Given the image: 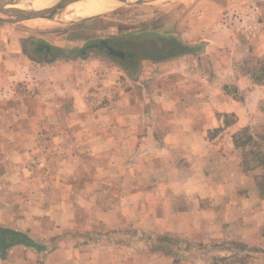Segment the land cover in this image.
Instances as JSON below:
<instances>
[{
    "label": "rangeland",
    "instance_id": "rangeland-1",
    "mask_svg": "<svg viewBox=\"0 0 264 264\" xmlns=\"http://www.w3.org/2000/svg\"><path fill=\"white\" fill-rule=\"evenodd\" d=\"M227 4L228 0H157L139 5H119L112 11L85 20L34 19L19 22L25 26L20 31L31 30L40 37L39 41L32 45L22 44L24 52L40 61L54 58L65 61L68 75H75L74 73L79 71L77 69H81L82 73L84 70H90L91 74L89 79L81 74L85 80L76 81L77 85L82 84L83 87L81 103L85 110L80 113L73 111L75 102L72 95L70 97L72 89H69L67 98L60 106V109L63 107L66 110L55 111L56 115L61 114V118L55 117L57 124L48 125L43 118V112L38 116L36 109L28 110L25 105L27 97L20 96L30 93L41 96L44 91L38 81L37 85L34 83L28 87L25 81L20 80L17 86L14 84L0 89V105L2 108L8 107L5 109L8 113L0 111L1 118L5 119L7 114L23 123L30 120L37 122L34 133L28 134L34 143L22 145V149L26 151L29 148V158L24 161L21 174L23 180H31V184L29 191L24 187V191L15 192H19L15 197L24 198L30 205L24 210L20 209L18 217L20 221L25 220L26 216L35 218L37 222L41 219L47 221L48 228H42V232L50 230L51 244L59 245L64 235H69L72 239H67L66 247L83 250L82 259L76 260L77 264H264V231L257 233L259 239L252 240L250 235H254V228L250 222L237 228L233 223L224 224L221 216L209 210V202L213 200V203H217V199L222 195L215 187L220 177L217 172L210 176V172L204 170L205 161L200 168L201 161L197 155L189 160L188 169H184L185 161L180 163L179 170L184 174L179 171V183L182 186L178 187V191L172 192L169 187L167 190L160 189L162 185L169 186L168 177H163V181L159 177L155 178V165L163 166L168 162L170 152L182 154L187 151V147L194 151L195 148H200L201 144H147L145 151L139 154L137 146L128 143V139L125 143L116 144L114 154L101 152L98 156L92 154L91 150L98 152L97 149L105 148L103 145H84L78 141L79 136L80 139L96 136L97 142L101 136H113L112 133L106 132V128L96 134L92 121L98 106L105 109L112 105L111 102L102 103L109 93L105 89L112 87L115 94L111 92L110 98L113 97L114 102L124 96V91L130 90V94L124 96L127 98V107L120 105L121 110L116 112L119 117L131 114L137 119V111L132 114L127 112V109L137 107L140 101H143L153 119L157 115L163 116L165 108L162 103L170 102L169 96H165L166 100L162 102L158 99L159 95L154 94L164 84L166 88L173 90V98L179 97L184 103L185 98H194L186 102L189 105L195 102L196 106L202 100H208L212 108V118L216 121H220L222 117L218 112L219 108L227 107V110H231L225 117L227 128H214L207 134L210 138L221 136L223 141H226L219 144L218 139L210 144L204 143L203 150L211 151L208 154L211 155V166L216 167L215 151H218L221 145L227 149L235 147L242 157V164L247 166L244 167L243 178L246 183L257 186L261 197L264 198V58L233 65L243 74L253 76L251 78L248 75L250 79L243 80L242 85L240 78L233 75L235 69H229L226 79L220 80L216 77L210 81H203L197 75L193 80L191 74L187 73V59L190 57L196 59L193 57L202 54L206 57L205 62L213 59L215 62L206 64L210 67L212 76L218 71L219 63L216 60H221L217 48H206V41L211 40L209 28L208 31L196 32L194 38L187 35L193 34L192 31L186 33L188 15L196 13L189 18L193 29H196L194 31L201 27L216 26ZM194 8L197 10L194 11ZM228 10H231L228 17L229 27L233 29L236 24L239 26L244 23L239 16L240 7L235 6ZM0 18L8 19L1 13ZM212 41H218V37ZM5 42H8L7 39ZM11 42L13 43V39ZM226 51L228 54V50ZM70 58L74 60L71 61ZM152 66L157 69L151 72L153 74L148 72V77L140 81L139 76L133 79L130 75V71L134 72L138 67L140 75L145 69L146 72L149 71ZM221 67L225 65L221 64ZM21 71L24 75H28V71L31 72L27 69ZM34 72L40 74L42 70L37 68ZM155 72L159 75L157 78ZM162 72L166 75L165 79L161 80L159 77L163 76ZM190 78L192 82H189ZM175 81H179L178 86H183L185 90L187 85L194 83L191 88L195 90L191 93L189 88L186 90L187 94L181 91L180 87H173L176 85ZM256 86L259 87L258 90ZM68 88H72L69 82ZM206 88L210 94H201L206 92ZM254 89L258 94L249 96ZM197 91L199 93H196ZM47 92L50 93L49 89ZM178 94L180 96H174ZM234 102L240 105L241 110L235 108ZM17 103L23 108L21 114L13 110L18 108ZM12 104L15 105L14 108ZM150 114L148 116H151ZM126 117L129 118L128 115ZM104 120L107 121L106 118ZM241 120L246 125L237 127L236 123L239 125ZM250 121L253 124H250ZM101 122L103 120L100 119V124ZM154 123L160 129L158 125L163 122L160 120ZM126 134L128 132L121 135ZM234 139L241 143L248 139L249 141L244 147H236ZM94 162L98 163V170L91 165ZM103 164L106 168L107 165H114L112 176L103 174L106 171ZM188 171L189 175H186ZM5 172H9L8 169ZM94 175L96 178L93 179L98 180V190L96 184L93 183V188L90 186V178ZM238 177L233 171L223 179L229 187H233ZM13 178L11 175L6 176L5 183L13 184ZM207 179L215 180L216 184L210 186L213 189L197 190L195 194L199 195L195 200L191 199L194 194L191 192L192 187L199 189L201 186H209L211 183ZM155 180L159 183V197L162 200L155 202V193L150 199L144 196L142 198L140 189L145 184H154ZM241 190L236 194H227L226 197L240 199L241 195L244 200L248 191ZM9 209H6L7 214H11ZM218 210L221 212V209ZM20 227H24V224L21 223ZM38 227L36 234L40 233L41 225ZM238 235L247 236L242 239ZM61 247H64V242ZM256 253L260 258L258 260ZM77 257H81L79 253L72 258L74 260Z\"/></svg>",
    "mask_w": 264,
    "mask_h": 264
},
{
    "label": "crops",
    "instance_id": "crops-1",
    "mask_svg": "<svg viewBox=\"0 0 264 264\" xmlns=\"http://www.w3.org/2000/svg\"><path fill=\"white\" fill-rule=\"evenodd\" d=\"M235 6L240 7L241 11L239 16L241 19H243L244 23L239 26L236 24V27H233L232 29L228 24V17L230 16L229 11H231L228 9H232ZM196 10L197 9L194 8V11ZM195 14L196 13L189 14L187 17L189 23L186 24V33L188 31L193 32L192 35H187L194 38L196 32L209 30L211 40L206 41V48L208 50H210L212 47L217 48L218 53H220L219 57H221V60H216V62L219 63L218 71L214 73V76H212L210 73V67L208 65L212 64V62H215L213 59L210 58L207 62H205L206 57H204L202 54L196 55L197 57H193L196 59H191L190 57V59H187L189 61L187 73L191 74L193 80L197 75L203 81H210L211 78L216 77L220 80L226 79L228 78L227 74L229 69H235L233 75L235 78H240V84L242 85L243 80L250 79L249 76L251 77V75L248 74V76L243 74L233 67V65L251 63L255 62L254 59L264 58V0H228L227 6L220 14L217 25L204 28L201 27L197 31H194L196 29H193L189 19ZM198 14H200V12ZM24 27L25 26L21 25L20 23L16 24L0 21V49L2 48V50H0V89L12 86L14 84L17 86V84L20 83V80L21 82L25 81L28 87L34 83L37 85L38 81V85L44 91V93L42 92L41 96H35L34 93L27 94L28 96H23L24 94H21L20 96L27 97L25 105L28 107V110L35 111L36 109V114L38 116H40V112L44 113L43 118L48 122V125L50 123H58L55 120V117L61 118V114L58 113L56 115L55 111L60 112L62 109L63 112L66 110L63 107L60 109V106L62 103H64L65 98H67L69 89H72L70 90V97L72 95V99L75 102L74 106H72L74 109L73 111L80 113L81 110H85L81 103V99H83L81 94L83 87H81L82 84L77 85L76 81L79 80V82H81L82 80H85V78H82L83 75L81 76V74H84L86 78L89 79L91 77L90 70H84L85 72L82 73L81 69H77L79 71H76L74 73L75 75H68V71L66 69L67 63L65 61L56 58L42 61L36 60L30 54L24 52V49L21 45H24V43L32 45V43L39 41L40 37L35 35V32L31 30L20 31V29ZM207 28L209 29L207 30ZM216 37H218V41H212V39ZM5 39H7L8 42H5ZM11 39H13V43L11 42ZM243 49H246V51ZM226 50H228L229 55L227 54ZM58 52L61 54V50ZM70 59L71 61L74 60V58ZM201 63L203 64L202 66ZM221 64H224L225 67H221ZM228 64L229 66L226 67ZM37 68L41 69L42 73H35L34 70ZM21 69L31 70V72L29 73L28 71V75H24ZM156 69L155 66H152L149 71L146 72L145 70L147 69L142 71V73L138 75L139 81L143 78H147L149 75L148 72L151 73ZM162 74L163 76L161 75L159 77L161 80L165 79L164 76L166 75L165 72H162ZM154 75L155 78L159 76L156 72ZM68 82L72 84V88H68ZM189 82H192L191 78ZM178 83L179 81H175L176 85L173 87H180L178 86ZM187 86L188 87H186V90H189V88L194 86V83L191 86ZM17 88H19V86ZM180 88L181 91H184L188 94V91H186L183 86ZM255 88H257V90L259 89L258 86ZM47 89H49L50 93L47 92ZM105 90H108L109 93L106 95V98L102 100V103L111 102L112 105H108L109 107L105 109H102V107L98 106L94 112L96 117L93 115L92 117L94 118L92 121L95 125L94 130L96 129V134L106 128V132L108 134L112 133L113 136H101L98 138L99 142L95 140L96 136L86 137L85 139H80L81 136H79L80 138L78 141H80V144L103 145L105 148H100V150L97 149L98 152L91 150L92 154L98 156L102 153L112 152L114 154L116 144L125 143L128 141V139L130 140L128 143H134L137 146L136 150L137 153L139 151V154H141L142 151H145L147 144H201L202 146L200 148H195L194 151L189 150V147H187V151L182 154H173V152H170L171 155L168 159V162H165L163 166H157V164L155 165L156 170H153V175L155 178L159 177V179L163 181V177H168L169 186L162 185L160 189L167 190V187H169L171 188L172 192L173 190L178 191V187L182 186L179 183V177L181 176L179 174V171H181L179 170L181 168L180 163L185 161L183 164V166H185L184 169H188L189 160H192V158L197 155L198 159L201 161L200 168L203 167L205 161L206 165L204 170L210 172V176H214L215 172H217L219 174L220 180L216 184L214 179H207L211 184L206 187L201 186L199 189H196V187L193 186L191 192L194 194L192 195L191 199L195 200V197L199 195L197 193L195 194V191H201L203 188L213 189V187L210 186L216 184V189L221 192L222 195L217 199V203H213V200L209 202L211 203V208L209 210H212L216 212L218 216H221L222 222L224 224L233 223L237 228H241L242 225L248 224V222H250L251 226L254 228V235H250V238L252 240L259 239L257 233L264 231V198L261 197L257 186L246 183V180L243 178L245 171L239 151L236 150L234 146L233 149H227L224 147V145H221L220 149L214 153L216 156L214 163L217 164V166L212 167L211 155L208 156L211 151L206 149L203 150L204 143L210 144L219 139V144H222L223 139L221 136L218 138H210L207 134L210 132V130H214V128L226 129L227 126L225 124V117L228 112H231V110H227V107H223L221 109L219 108L218 112L222 114V117L220 118V121H216V119L212 118V108L210 107L208 100H202V102L196 106L194 105L196 104L195 102H191L192 104L189 105L186 102L194 100V98L190 100L187 97L185 98L186 102L184 103L181 101V99H179V97L173 98L171 94L173 90L171 88H166L163 84V86H161V88H159L158 91L154 93L155 95H159V101H165V96H169L170 102L162 103V107L165 108L163 116L157 115L151 119V117H153L152 114H150L148 109L146 110L144 102L140 101L137 107H130V109H127V112L132 114L133 112L137 111V116H139L138 118L136 117L137 119H134L135 117H133L131 114H127L129 118L126 117V114H123L119 117V115H116V112L121 110L120 105L127 107V104L125 103L127 98L124 96L127 97L128 94H130V90L124 91V96L117 98L115 102L113 97L110 98L112 95L111 92L114 93L112 87H109ZM193 90H195V88H191V93H193ZM257 90H252L248 95L254 97L255 94H258ZM196 93H199V91ZM187 94L183 95L187 96ZM201 94H210V91H208V88H206V92H201ZM162 96H164V98H162ZM174 96H180V94ZM177 99L179 100L177 101ZM219 100L221 102V99ZM234 103L235 108L241 110L240 105L237 104V102ZM14 104H12V108L15 107ZM19 104L20 103H17L18 108H14L13 110L18 111V114H21L23 108ZM183 104L184 106H180ZM31 105L34 106L31 107ZM56 106L59 108L55 109ZM158 107L161 108V106ZM6 108H2L0 105L1 112L8 113V110H5ZM148 114L151 116H148ZM99 118L103 120L101 124ZM105 118L107 121L104 120ZM160 120L163 123L158 125L160 127V129H158L157 124H155L154 121L159 122ZM36 123L37 122H33L32 120L23 123L22 121L15 120V117L12 119V116L9 117L7 114L5 119L0 117V239L4 238L6 240L4 246L0 243L2 246H0L2 248L0 251V264H77L76 260L82 259L83 250L77 247H66L67 239H72L69 235H64V239H62V242H59V245L51 244L50 238H52V236L50 235V230L42 232V228H48L46 227V220V222H44V219H41L39 220L40 222H37L35 218L26 216L25 220L20 221V218L18 217L20 209L24 210L30 205L28 201L24 200L22 195L21 198L23 199L15 197V195H18L19 193H15L17 190H21L22 192L24 191V187L28 190L30 189L29 187L31 184V180L24 181L21 174V170L24 168V161L29 158L27 153L29 148L27 149L28 151H26L25 149H22V145L34 143V141H32L33 139H29L31 137L28 134L34 133L37 126ZM180 124H182V126H180ZM250 124L253 123L250 121ZM245 125L246 123H243L242 120L239 125L236 123L237 127H243ZM166 127L170 128V130H167ZM83 128L85 127L83 126ZM121 132L124 134L128 132V134L122 136ZM224 141H226V139ZM91 165H94L95 169L98 170L97 168H99V166L97 162H94ZM104 165L105 164L102 166ZM110 165L112 167H109ZM110 165H107V168L104 166L106 171H104L103 174L106 176H112L114 174L112 171L114 165ZM7 169L9 172H5ZM10 171H13L14 173L11 174ZM148 171L151 173L150 168H148ZM233 171L239 177L235 181V185L233 187H229L227 185L228 183L223 178L227 177ZM181 172L184 174L183 171ZM193 173L194 171L192 170L191 174ZM185 174L189 175V171ZM9 175H11V177L14 176L12 179L14 181L13 184L5 183L7 179L4 178ZM95 175L90 178V186L93 188L94 183L96 184V189L98 190V180L93 179L96 178ZM17 184L18 186H15ZM158 186L159 183H157V180H155L154 184H145V186L140 189V192L143 193L142 198L144 196V198L149 197L150 199L151 195L155 193V202H157V200L161 201L162 199L159 197L161 193ZM241 189L248 191L246 199L242 200L241 195L239 196L240 199L226 197L227 194H231L232 192L236 194L237 192L242 191ZM6 209H9L11 214H7ZM218 209H221V212H219ZM3 210H5V212H3ZM21 223L24 224V227H20ZM36 224L39 226L41 225L40 233L38 232V234L35 232V230L39 228ZM24 232H26L27 235L24 234ZM240 236L238 235V237ZM246 236L247 235H242L241 238L245 239ZM26 238L27 240H25V242H23L24 240H21ZM63 242L64 247H61V243ZM36 247H38L39 250ZM77 253H79L81 257H77L73 260L72 257L77 255ZM256 256L258 260L259 257L257 253ZM61 257H63V259Z\"/></svg>",
    "mask_w": 264,
    "mask_h": 264
},
{
    "label": "bare ground",
    "instance_id": "bare-ground-1",
    "mask_svg": "<svg viewBox=\"0 0 264 264\" xmlns=\"http://www.w3.org/2000/svg\"><path fill=\"white\" fill-rule=\"evenodd\" d=\"M60 1L61 0H11L10 2L6 0L4 1V9L25 12L41 11L45 13L44 15L53 17L59 21H76L77 19L85 20L101 15L117 7V3L114 0H84L64 9H56L57 11L54 13H48L52 8L56 7Z\"/></svg>",
    "mask_w": 264,
    "mask_h": 264
},
{
    "label": "water",
    "instance_id": "water-1",
    "mask_svg": "<svg viewBox=\"0 0 264 264\" xmlns=\"http://www.w3.org/2000/svg\"><path fill=\"white\" fill-rule=\"evenodd\" d=\"M0 0V13L3 15H6L8 17V19H3L0 18V20L5 21L7 23H19V22H23L26 20H34V19H48V20H57L54 19L53 17H48L47 15H44L45 13L41 12V11H18V10H6L4 9L5 5H4V0ZM10 1L11 0H7ZM84 0H61L56 7L52 8L48 13H54L60 9H64L69 7L72 4L78 3V2H82ZM117 3V6H127V5H132V4H143V3H148V2H153V1H157V0H132V1H125V0H114Z\"/></svg>",
    "mask_w": 264,
    "mask_h": 264
},
{
    "label": "trees",
    "instance_id": "trees-1",
    "mask_svg": "<svg viewBox=\"0 0 264 264\" xmlns=\"http://www.w3.org/2000/svg\"><path fill=\"white\" fill-rule=\"evenodd\" d=\"M139 71V67H138V69H136V71H134V72H131L130 71V73H131V77L133 78V79H137V77H138V75H139V73L140 72H138ZM249 141V139L247 140V141H245V142H243V143H241L240 141H238L237 139H234V144H235V146L236 147H244L245 145H247V142ZM251 141V140H250ZM245 168L247 167V166H245V163H244V165H243ZM6 242V240L3 238V239H0V243L4 246V243ZM23 242H25V239H24V241Z\"/></svg>",
    "mask_w": 264,
    "mask_h": 264
}]
</instances>
